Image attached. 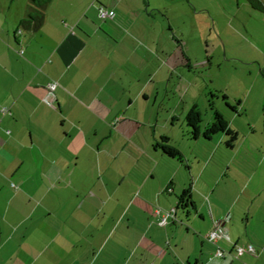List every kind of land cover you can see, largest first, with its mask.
Instances as JSON below:
<instances>
[{"label":"crops","instance_id":"1","mask_svg":"<svg viewBox=\"0 0 264 264\" xmlns=\"http://www.w3.org/2000/svg\"><path fill=\"white\" fill-rule=\"evenodd\" d=\"M169 1L51 0L32 30L22 25L30 0H0V108H8L0 110V264H264V158L247 164L245 189L228 203L220 191L222 200L207 209L201 198L216 190L204 176L208 157L194 176L193 154L176 147L179 164L144 150L151 165L143 172L137 161H117L125 141L115 154L104 143L113 118L129 112L126 101L146 91V52L157 48L159 70L178 66L177 47L160 49L153 36L165 30L158 12ZM100 5L115 17L102 19ZM117 127L121 134L124 123ZM162 161L174 169L155 183ZM184 165L190 186L177 178ZM187 188L193 211L185 213L178 196ZM243 198L249 204L237 209ZM217 220L229 239L211 242ZM236 245H252L257 255L237 257ZM217 248L225 256L210 259Z\"/></svg>","mask_w":264,"mask_h":264},{"label":"rangeland","instance_id":"2","mask_svg":"<svg viewBox=\"0 0 264 264\" xmlns=\"http://www.w3.org/2000/svg\"><path fill=\"white\" fill-rule=\"evenodd\" d=\"M158 13V21L165 25V30L153 36L159 38L160 49L169 50L170 44L177 47L178 66L176 69L163 66L159 70L158 55L154 54L157 48L146 52V91L139 98L126 101L129 112L113 118L112 136L104 143L111 145L115 154L126 142V152L117 161H137L138 171L143 172L151 165L145 151L154 158L163 156L168 163L178 159L171 160L157 145L163 136L193 157L197 152L203 155V159L192 157L194 176L201 171L199 162H205L208 157L204 176L210 182V189H216L215 197L204 194L201 199L209 209L216 200H222L220 191L225 192L223 199L228 203L230 193L234 194L243 185L245 189L250 176L247 164L264 158V12L246 0H170L167 10ZM143 39L147 46V33ZM167 55L162 51V58ZM195 102L201 111V125L212 121L215 110L226 117L238 132L235 148L228 145L230 137L224 132L210 139L203 134L193 137L186 115ZM122 122L124 129L120 134L117 126ZM170 165L162 161L152 181L157 183L171 171L168 167L174 169ZM177 176L179 181L186 177L188 186L191 185L192 175L186 165L178 170ZM253 185L246 189L245 196ZM244 203L249 204L243 198L237 209L243 208ZM186 210L193 211L190 206H179L178 211ZM183 218L187 224L188 216L185 214ZM187 229V226L183 228L185 233ZM189 235L194 237L193 229Z\"/></svg>","mask_w":264,"mask_h":264},{"label":"trees","instance_id":"3","mask_svg":"<svg viewBox=\"0 0 264 264\" xmlns=\"http://www.w3.org/2000/svg\"><path fill=\"white\" fill-rule=\"evenodd\" d=\"M246 1H248L253 8L264 12V3L261 0ZM50 2L51 0H30L27 17L22 21V25L27 29L38 30L45 21V10ZM186 121L188 126L191 127L190 133L195 138L203 134L206 138L210 139L214 134L224 132L230 137L228 145L232 146L238 137V132L230 126V122L219 110H215L212 121L205 126L203 130H201L202 117L198 105L195 104L189 110L186 115ZM157 145L162 147L164 152L169 156L182 159L181 152L169 142V137L163 136L162 142H159ZM169 189L170 187L166 190L168 191ZM188 204H193L191 188L185 189L182 194L178 196L179 206H186Z\"/></svg>","mask_w":264,"mask_h":264},{"label":"built area","instance_id":"4","mask_svg":"<svg viewBox=\"0 0 264 264\" xmlns=\"http://www.w3.org/2000/svg\"><path fill=\"white\" fill-rule=\"evenodd\" d=\"M99 15L102 19H113L115 17V11L113 9L106 8L104 5H100L99 6ZM23 52H24V50L22 49L21 53H23ZM57 86H58V83L56 81L50 82L48 84L49 92H51V93L55 92ZM46 101L50 105L54 106V104L51 101H48V100H46ZM0 110L2 112H7L8 108L7 107H1ZM8 132H10V131H8ZM174 211L175 210L172 209L164 217H162L160 224L161 225H167L166 216L172 215V213ZM157 212L160 213V210L158 209ZM221 238L229 239V235H228L225 227L223 226V220H217L215 222L214 228L207 234V239L211 242H216L217 240H219ZM235 251H236L237 257H240L246 253L252 254V255H257V252H258L257 249L252 245H248V246L236 245ZM224 256H225V252L222 249L217 248L216 251L213 253V255L210 257V259H212L214 257H224Z\"/></svg>","mask_w":264,"mask_h":264},{"label":"water","instance_id":"5","mask_svg":"<svg viewBox=\"0 0 264 264\" xmlns=\"http://www.w3.org/2000/svg\"><path fill=\"white\" fill-rule=\"evenodd\" d=\"M189 206L193 209V204H189ZM186 207H188V206H186Z\"/></svg>","mask_w":264,"mask_h":264},{"label":"flooded vegetation","instance_id":"6","mask_svg":"<svg viewBox=\"0 0 264 264\" xmlns=\"http://www.w3.org/2000/svg\"><path fill=\"white\" fill-rule=\"evenodd\" d=\"M209 123H210V122H209ZM209 123H207L205 126H207ZM205 126H204V127H205Z\"/></svg>","mask_w":264,"mask_h":264}]
</instances>
